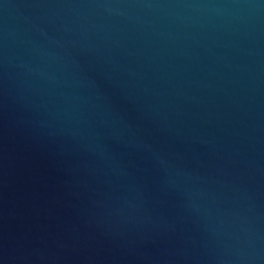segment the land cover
Masks as SVG:
<instances>
[{
    "label": "water",
    "instance_id": "water-1",
    "mask_svg": "<svg viewBox=\"0 0 264 264\" xmlns=\"http://www.w3.org/2000/svg\"><path fill=\"white\" fill-rule=\"evenodd\" d=\"M0 264H264V0H0Z\"/></svg>",
    "mask_w": 264,
    "mask_h": 264
}]
</instances>
